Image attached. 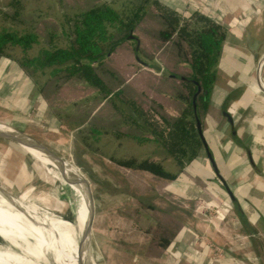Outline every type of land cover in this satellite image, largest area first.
<instances>
[{"label": "trees", "instance_id": "obj_1", "mask_svg": "<svg viewBox=\"0 0 264 264\" xmlns=\"http://www.w3.org/2000/svg\"><path fill=\"white\" fill-rule=\"evenodd\" d=\"M57 2L56 18L27 13L23 0H9L0 9V58L16 65L31 80L51 114L74 125L76 135L87 145L102 135L140 143L154 141L174 159L179 172L201 149L209 153L202 125L226 36L221 24L198 10L181 14L160 0H124L118 7L107 0ZM152 17L160 25L156 28V52L169 51L174 58L162 74L150 77L149 83L156 88L153 99L184 103L178 114L159 112L157 118H149L148 111L130 98L132 78L109 67L113 55L124 46L131 47L139 64L144 65V57L152 58L140 36ZM132 71L136 74L138 68ZM70 82L96 92L77 113L59 109L52 99ZM107 106L113 110L112 116L100 114ZM109 159L120 167L149 172L165 181L178 177L152 158L111 155ZM165 216L157 219L147 246L149 256H159L169 248L182 226L179 220Z\"/></svg>", "mask_w": 264, "mask_h": 264}, {"label": "rangeland", "instance_id": "obj_2", "mask_svg": "<svg viewBox=\"0 0 264 264\" xmlns=\"http://www.w3.org/2000/svg\"><path fill=\"white\" fill-rule=\"evenodd\" d=\"M8 1L0 0V9L5 7ZM23 1L27 13L34 12L37 16L41 14L45 18H56L59 15L57 0ZM107 1L115 7L124 2ZM160 1L164 3L163 0ZM175 9L185 15L195 10L209 15L210 10L205 7L194 10L182 7ZM1 23L0 18V25ZM159 26L157 19L148 18L144 29L140 31L142 46L152 55V58L144 57V65L135 61L130 46L118 50L109 65L123 76L132 78L130 98H134L138 105L148 111L149 118H152V115L157 118L159 112L176 115L184 107V103L179 100L167 101L160 97L157 99L159 101L153 99L156 88L154 84L149 83L150 77L162 74L163 68L174 60L169 51L164 54L156 52L158 42L155 35ZM134 68H138L136 74H133ZM261 69L264 71V68ZM41 80H44V77H41ZM258 87L259 90L260 86ZM95 93L84 85L70 82L52 99L60 106L59 109L77 113L87 101L93 100ZM258 94L264 96L262 91ZM76 104H79V108ZM112 112L107 106L100 114L112 116ZM206 113L202 128L206 125ZM35 118L33 114H19L14 106L9 110L0 109L1 123L47 147L62 157L73 170L75 189L84 210H79L81 219L88 212V198L85 185L77 177L78 170L87 178L94 198L90 254L95 264H220L223 259H230L232 264H242L240 256L236 255L240 254V249L224 250L215 245L204 249L205 243L203 244V240L199 241L203 238L202 233L197 231V222H216L220 226L228 215V211H225L224 219H220L222 209L210 205L204 197L197 196L200 190L196 186L209 196H212L210 185L219 187L218 191L224 192L210 163L209 173L197 171L195 163L201 156L207 157L206 153L202 152L190 162H185L179 172L174 159L154 141L140 143L102 135L96 141L89 140L90 144L87 145L76 135L74 125L58 119L59 126L42 125L41 121ZM111 155L117 158H152L160 161L167 170L176 172L178 177L174 181H165L153 177L149 172L132 171L112 162L109 159ZM47 163L48 166L41 164L33 151L17 145L9 138L0 137V187L10 195L24 197L25 201L33 202L40 213L48 212L74 222V210L68 199L69 192L61 180L49 172L52 163ZM191 184L196 186L189 189ZM166 214L179 220L182 226L169 248L163 250L159 256H149L147 246L154 236L157 219H165ZM188 233L193 234L192 243V237ZM81 240L82 234L79 236V242ZM2 242L0 238V243Z\"/></svg>", "mask_w": 264, "mask_h": 264}, {"label": "crops", "instance_id": "obj_3", "mask_svg": "<svg viewBox=\"0 0 264 264\" xmlns=\"http://www.w3.org/2000/svg\"><path fill=\"white\" fill-rule=\"evenodd\" d=\"M163 1L173 9H210L209 16L226 30L203 127L214 164L204 148L199 155L203 152L207 157L203 155L195 163L197 171L205 174L210 163L224 192H219L217 185L209 186L212 196L193 184L189 189L196 186L201 192L197 196L220 207V219L225 211L228 215L220 226L197 222L203 238L199 241L205 243L204 249L213 245L240 249L236 255L242 264H264V96L258 94L264 71L261 69L259 76L257 71L264 56V0ZM12 106L24 116L33 114L42 125L59 124L31 80L16 65L0 58V109ZM188 234L192 243L193 234ZM220 264L232 262L223 259Z\"/></svg>", "mask_w": 264, "mask_h": 264}, {"label": "bare ground", "instance_id": "obj_4", "mask_svg": "<svg viewBox=\"0 0 264 264\" xmlns=\"http://www.w3.org/2000/svg\"><path fill=\"white\" fill-rule=\"evenodd\" d=\"M0 131L21 139L24 145L20 146L33 151L41 164L52 163L49 172L67 188L75 217L71 222L48 212L40 213L33 202L10 195L0 187V264H86L85 246L79 236L87 214L80 218L83 205L75 189L73 170L64 160L32 145L30 139L11 126L0 122Z\"/></svg>", "mask_w": 264, "mask_h": 264}, {"label": "water", "instance_id": "obj_5", "mask_svg": "<svg viewBox=\"0 0 264 264\" xmlns=\"http://www.w3.org/2000/svg\"><path fill=\"white\" fill-rule=\"evenodd\" d=\"M263 62H264V56L261 58V60L258 63V70H257L258 76H259L260 66ZM197 126L200 129V124H197ZM23 135L25 136V138H28L33 142L32 145L37 146V147L42 148V149H45L53 157H55L61 161L63 160L62 157L56 155L54 152L49 150L47 147L43 146L39 142L28 137L27 135H25V134H23ZM0 137L9 138L19 146L24 145L23 141L14 135L6 134V133H3L0 131ZM207 154H208L210 161L213 163L211 155L209 153H207ZM77 174H78L77 177L79 178V180L85 185L86 192H87V198H88V212H87V216H86V219H85V222L83 225L82 240H81V244L84 243V246H85V252H84L85 259L84 260L87 262L86 264H95L92 260L91 254H90V237H91V229H92V223H93V217H94V198H93L91 187H90V184H89L87 178L79 170H78ZM65 179L67 180V178H65ZM80 264H83V262Z\"/></svg>", "mask_w": 264, "mask_h": 264}, {"label": "built area", "instance_id": "obj_6", "mask_svg": "<svg viewBox=\"0 0 264 264\" xmlns=\"http://www.w3.org/2000/svg\"><path fill=\"white\" fill-rule=\"evenodd\" d=\"M262 65H263V63L261 64V66H260V70H261V67H262ZM260 70H259V72H260ZM262 88V92H264V87H261Z\"/></svg>", "mask_w": 264, "mask_h": 264}]
</instances>
